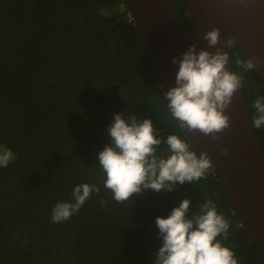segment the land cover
<instances>
[{"label": "trees", "instance_id": "trees-1", "mask_svg": "<svg viewBox=\"0 0 264 264\" xmlns=\"http://www.w3.org/2000/svg\"><path fill=\"white\" fill-rule=\"evenodd\" d=\"M175 6L196 36L181 1ZM227 44L239 73L247 59ZM241 92L252 123L264 80L244 73ZM163 93L122 0H0V144L17 156L0 168V264H154L162 246L155 219L184 199L197 211L208 197L230 221L227 245L241 264H264L212 170L198 183L123 204L104 188L98 154L111 143L115 114L150 119L158 138L183 136L169 127ZM253 129L264 155V126ZM81 183L101 192L54 223V206L74 202Z\"/></svg>", "mask_w": 264, "mask_h": 264}, {"label": "clouds", "instance_id": "clouds-1", "mask_svg": "<svg viewBox=\"0 0 264 264\" xmlns=\"http://www.w3.org/2000/svg\"><path fill=\"white\" fill-rule=\"evenodd\" d=\"M208 47L219 44L220 29L214 28L204 35ZM199 43V41L197 42ZM255 61V62H254ZM229 57L219 49L215 53L190 45L186 52L172 58L178 65L175 86L163 93L173 125L182 135L171 134L166 139L157 137L150 119L130 114H115L107 131L111 143L99 152V168L103 186L117 203H126L144 191L168 193L177 185L193 184L206 179L213 169L206 152L193 150L187 139L189 133H200L219 140L221 133L230 128V117L225 114L237 90L243 86V74L260 63L241 60V72L228 69ZM255 115L252 124L264 126V96L252 103ZM166 148H161V144ZM222 155H227L224 150ZM17 159L11 148L0 144V168H7ZM96 184L81 183L72 190L74 202H60L52 209L54 223L69 220L78 214L93 193L99 194ZM101 204L107 201L101 200ZM162 246L154 264H241L234 247L228 246L230 221L218 211L211 197L192 211V202L184 199L170 214L155 219Z\"/></svg>", "mask_w": 264, "mask_h": 264}, {"label": "water", "instance_id": "water-1", "mask_svg": "<svg viewBox=\"0 0 264 264\" xmlns=\"http://www.w3.org/2000/svg\"><path fill=\"white\" fill-rule=\"evenodd\" d=\"M176 1L122 0L142 35L163 92L175 86L178 65L172 64V58H179L193 44L197 51L219 49L227 54V67L236 72L227 39L247 60L259 58L253 70L264 80V0H180L196 36L177 12ZM214 28L220 29V41L209 48L204 35ZM225 114L231 126L219 134V140L198 132L188 136L197 151L212 160V171L233 214L264 261V155L241 88ZM224 150L227 155H222Z\"/></svg>", "mask_w": 264, "mask_h": 264}, {"label": "flooded vegetation", "instance_id": "flooded-vegetation-1", "mask_svg": "<svg viewBox=\"0 0 264 264\" xmlns=\"http://www.w3.org/2000/svg\"><path fill=\"white\" fill-rule=\"evenodd\" d=\"M176 4L178 5V0L176 1Z\"/></svg>", "mask_w": 264, "mask_h": 264}]
</instances>
